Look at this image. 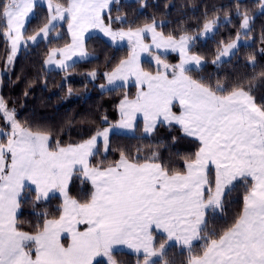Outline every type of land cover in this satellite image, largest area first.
Instances as JSON below:
<instances>
[{"label": "snow or ice", "instance_id": "6c2138e0", "mask_svg": "<svg viewBox=\"0 0 264 264\" xmlns=\"http://www.w3.org/2000/svg\"><path fill=\"white\" fill-rule=\"evenodd\" d=\"M139 2L143 8V0ZM37 3L0 4V35L10 45L6 68L23 45H38L53 33L51 38H60L59 29L66 25L71 43L52 50L43 61L46 67L66 71L74 66L67 63L73 56L89 57L85 35L99 30L111 42H126L129 48L128 57L104 73L107 85L99 87L115 90L131 80L138 91L134 99L125 96L121 101L116 124L103 116L108 126L69 144L59 139L61 130L22 124L0 96V117L5 121L0 129V264H126L118 259L125 250L137 255V264H264V97L259 102L256 97L264 89V70L256 72L259 64L253 54L247 57L251 77L218 74L241 45L249 44L254 30L255 18L247 8L241 9V0L235 2L239 29L234 39L218 42L210 61L217 72L210 76L193 75L203 73L209 63L194 48L197 40L214 37L221 27L231 25L227 12L220 17L215 15L220 10L213 9L211 19L205 13L202 27L194 30L197 35L187 29L166 34L167 24L155 16L142 24L127 15L113 16L121 0H69L66 5L46 0L47 22L25 39V23ZM256 6L264 15V0H257ZM259 39L264 43V30ZM168 52L177 53L179 62L162 58ZM258 53L264 56V48ZM145 54L152 58L154 71L143 67ZM96 75L89 74L93 80ZM137 114L142 116L145 138L166 125L198 144L193 155L184 158L183 170L161 161L156 152L151 158L133 157L123 148L114 163H92L101 148L104 154L116 150L111 134L135 132ZM77 174L91 185L83 200L69 194ZM238 185L245 189L243 207L217 228ZM28 193L34 194V208L62 199L52 212L46 207L33 212V231L23 230L18 219ZM65 235L67 243L62 242ZM177 247L183 259L172 255Z\"/></svg>", "mask_w": 264, "mask_h": 264}, {"label": "trees", "instance_id": "16d2710c", "mask_svg": "<svg viewBox=\"0 0 264 264\" xmlns=\"http://www.w3.org/2000/svg\"><path fill=\"white\" fill-rule=\"evenodd\" d=\"M56 3L67 4L69 0H53ZM5 0H0V4ZM236 0H143L144 7L141 8L139 0H121L120 11L113 10L112 15H127L129 19H138L139 23L151 22L153 16L157 20L164 21L167 27L163 31L167 33H179L187 29L189 34L196 35L197 28L202 27L205 22V13L208 18H213V9H219L215 15L223 17L225 12L231 18V25L221 27L218 34L206 40H197L195 52L201 53L209 61L203 73H193L194 76H210L217 72L210 61L215 58L218 42H228L229 37L235 38L239 29L240 20L235 15ZM167 5V6H166ZM257 0H241V9L247 8L249 14L254 16V30L251 33L248 45H241L239 54L231 58L230 63H225L219 70L221 78L229 79L239 77H251L254 73L248 67L249 55H256L259 67L256 72L264 70V56L258 53L264 48L260 42V33L264 30V15L259 14L256 6ZM47 7L37 4L34 15L29 20L25 38L34 35L44 23L47 22ZM107 22V21H106ZM115 27V25H114ZM60 38H50L41 41L38 45H24L20 53L15 57L11 67L5 66V59L9 53L10 45L4 36L0 35V78L3 85L0 86V95L5 98L10 108L16 111V117L25 126H42L54 130H61L59 139L63 144L79 143L89 138L96 130H102L108 126L102 123L103 116L108 117V122L114 124L119 121V105L127 96L134 98L137 87L134 85L123 86L115 90H102L99 86L106 83L104 73L111 72L115 65L129 55V48L125 45L114 46L98 34L90 35L85 42L88 52L93 57L74 63L72 68L66 71L47 70L43 61L46 60L50 51L61 48L71 42L67 26L62 25L59 29ZM165 59L177 63L179 58L175 55H167ZM145 70L154 71V64L148 60H142ZM95 72L96 78L92 80L90 73ZM46 85V86H45ZM72 94H68V89ZM28 95L25 96V92ZM257 101L264 97V89L257 91ZM142 121L137 123L134 134L113 133L110 136L111 146L114 151L93 159L92 163L104 161L105 164L114 163L119 159V149L131 151L133 157L140 156L151 158L156 152L163 162H170V166L183 170L185 157H191L198 149V144L192 138H185L178 128L169 129L166 125L158 126L157 130L148 138L142 132ZM5 121L0 117V129H3ZM6 130V129H5ZM176 139L173 140L172 138ZM139 149V151H137ZM106 156V159H105ZM91 191V185L82 183L78 174L74 175L69 185V194L78 200L85 198V193ZM243 185H238L236 190L228 198L226 211L223 219H218L215 226L222 227L225 221L239 213L243 207ZM34 194L28 193L21 203L18 215L19 223L23 230L33 231L36 222L34 211H42L46 207L49 212L61 205L60 197L53 198L47 205L33 207ZM199 250V249H198ZM179 248L172 249V255L178 259ZM99 259V258H98ZM126 264H137V255L125 252L119 256Z\"/></svg>", "mask_w": 264, "mask_h": 264}, {"label": "crops", "instance_id": "0c3cea01", "mask_svg": "<svg viewBox=\"0 0 264 264\" xmlns=\"http://www.w3.org/2000/svg\"><path fill=\"white\" fill-rule=\"evenodd\" d=\"M69 35H70V33H69ZM90 35H85V41H84V43L86 42V39L89 37ZM70 37H71V35H70ZM103 38L107 41V42H109L110 44H112V45H114V46H123V44H115V43H113V42H111L107 37H105V36H103ZM71 43V42H70ZM69 43V44H70ZM67 46V45H66ZM65 47V46H64ZM61 48H63V47H61ZM55 49H59V48H54V49H52V50H55ZM85 49H86V46H85ZM51 50V51H52ZM51 51H50V53H51ZM86 51H87V49H86ZM88 52V51H87ZM49 53V54H50ZM89 53V57L88 58H86V59H81L79 56H73L72 57V59L71 60H69V61H67V63L68 64H74L75 62H78V61H83V60H87V59H90V58H92L93 57V55L90 53V52H88ZM48 58V57H47ZM46 58V59H47ZM59 58V57H58ZM45 68L47 69V70H60L59 68H57V67H55V66H45ZM131 85V84H130ZM134 85V84H133ZM138 91V90H137ZM135 98V97H134ZM134 98H129V99H134ZM121 118V117H120ZM120 120V119H119ZM139 121H143L142 120V116L140 115V114H137V118H136V121H135V123H136V125H137V123L139 122ZM135 132H136V130H135ZM134 132V133H135ZM115 133V132H114ZM121 133H124V134H134L133 132H130V131H126V133L125 132H121ZM62 242H64V243H67L68 242V239H67V236L65 235V237H63L62 238ZM125 252H128V253H131V254H133V255H135L131 250H125Z\"/></svg>", "mask_w": 264, "mask_h": 264}, {"label": "rangeland", "instance_id": "374dc122", "mask_svg": "<svg viewBox=\"0 0 264 264\" xmlns=\"http://www.w3.org/2000/svg\"><path fill=\"white\" fill-rule=\"evenodd\" d=\"M124 1H134V0H124ZM54 2V1H53ZM54 3H56V2H54ZM37 4H44V5H46V0H38V3ZM32 17V16H31ZM31 17H30V19H31ZM29 19V20H30ZM29 20L28 21H26V23H25V28H26V26H27V24H28V22H29ZM92 34H98V35H100V36H104L101 32H99V30H91L89 33H87L86 35H92ZM71 35V34H70ZM197 35V34H196ZM211 37V36H210ZM209 38V37H208ZM26 39V38H25ZM207 39V38H206ZM206 39H204V38H201L200 40H206ZM147 42H150V40L149 41H147ZM249 42H250V40H249ZM30 45H33V44H31V43H29ZM123 45H125V46H127L128 47V45H127V43L126 42H123L122 43ZM24 46V45H23ZM22 46V47H23ZM22 47H21V49H22ZM21 49H20V51H21ZM20 51L17 53V55L20 53ZM162 52H163V50H161ZM167 55H175V56H178V54L177 53H174V52H168V53H165L163 56H162V58H164L165 59V56H167ZM179 58V57H178ZM142 60H148V61H150V62H152V58L151 57H149V56H147L146 54L144 55V56H142L141 57V62H142ZM167 60V59H166ZM167 62L168 63H170V64H175V63H172L171 61H169V60H167ZM178 62H179V60H178ZM177 62V63H178ZM153 63V62H152ZM93 80V79H92ZM118 83H120V82H118ZM123 84H124V86H128V85H133V83H132V81L131 80H129V81H127V82H123ZM103 85H107V80H106V83L105 84H103ZM105 90H107V89H105ZM1 96V95H0ZM119 113H120V109H119ZM117 123V122H116ZM116 123H114V124H116ZM142 123V132H143V121L141 122ZM121 132H125L126 133V131L125 130H121L119 133H121ZM144 134V133H143Z\"/></svg>", "mask_w": 264, "mask_h": 264}]
</instances>
